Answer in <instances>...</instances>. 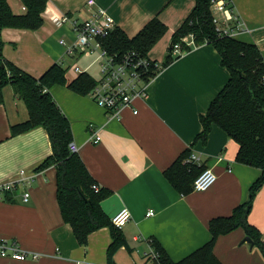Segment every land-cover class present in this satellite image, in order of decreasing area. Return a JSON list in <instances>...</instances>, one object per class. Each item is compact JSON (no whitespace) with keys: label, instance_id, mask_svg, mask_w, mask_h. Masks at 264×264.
Returning <instances> with one entry per match:
<instances>
[{"label":"crops","instance_id":"crops-1","mask_svg":"<svg viewBox=\"0 0 264 264\" xmlns=\"http://www.w3.org/2000/svg\"><path fill=\"white\" fill-rule=\"evenodd\" d=\"M49 0L43 12L44 24L37 30L6 27L2 30L3 55L23 70L40 77L52 64L60 62L72 81L91 71L97 55L69 54L67 45L75 39L71 18L84 20L98 7L105 8L117 27L129 37L136 36L153 18L167 26L165 35L148 53L164 63L169 55L173 33L195 6V0ZM12 10L22 14V0H9ZM230 15L212 7L221 29H235L233 38L255 43L264 57V0H231ZM69 18V19H68ZM65 40L67 45L60 43ZM88 70V71H87ZM82 72V73H83ZM100 73V71H99ZM230 78L218 50L209 43L193 45L164 66L150 83L145 98L124 108L120 118L100 106L90 94L56 84L50 92L71 123L73 141L96 183L111 190L102 207L112 218L127 207L131 219L122 227L128 246L121 247L108 260L112 242L109 227L89 236L81 245L70 224L61 215L57 198V169L37 168L52 153L48 131L36 127L13 136L12 124L28 119L29 111L12 86L3 90L0 104V185L16 180L21 170L32 174L29 184L0 190V236L16 240L23 250L39 253L38 259L15 260L0 255V264H157L147 256L153 241L179 261L207 243L209 222L232 214L248 201L253 183L261 176L258 167L236 160L239 144L221 127L213 125L206 142L197 139L203 127L201 114ZM98 79H96L97 81ZM90 92V91H89ZM98 132L101 140L91 141ZM187 148L200 160L198 165L212 169L215 184L206 191L184 194L165 176ZM29 191L25 201L23 194ZM149 210L154 215L147 216ZM248 221L259 228L264 240V184L253 200ZM243 227L220 235L214 252L222 264H264L262 251L246 241Z\"/></svg>","mask_w":264,"mask_h":264},{"label":"trees","instance_id":"trees-1","mask_svg":"<svg viewBox=\"0 0 264 264\" xmlns=\"http://www.w3.org/2000/svg\"><path fill=\"white\" fill-rule=\"evenodd\" d=\"M49 0H22L26 12L19 14L12 10L9 0H0V104L4 102L3 90L12 86L15 94L22 99L29 111L27 120L12 124L13 136L36 127L48 131L52 153L37 170L54 165L57 169V198L64 221L71 225L81 245H87L89 236L109 227L112 242L108 249V260L114 263L116 252L128 241L122 228L116 227L112 218L102 207V201L109 197L111 190L100 188L79 152H71L73 141L71 123L62 112L50 88L56 84H67L73 90L88 94L96 85L89 73H80L68 81L65 68L60 62L52 64L40 77L23 70L3 55L2 30L6 27L37 30L44 24L43 12ZM231 2V0H230ZM213 0H195V6L182 25L173 33L170 51L183 37L192 35L196 45L212 44L220 53L222 64L230 71V78L211 102L206 113L201 114L202 131L196 137L206 142L213 127L224 129L238 144L236 160L258 167L261 176L253 183L248 201L236 206L232 214L218 216L209 222L210 240L185 258L174 261L157 241H153L157 264H222L214 252L217 238L238 227H243L264 254L262 232L248 221L256 193L264 184V57L255 43L240 41L217 30L212 11ZM167 32L166 24L158 17L153 18L134 37H129L116 27L102 38L106 48L116 54L137 51L145 56ZM169 55L164 66L174 59ZM192 149L183 151L175 162L165 170V176L182 193L193 190L195 179L205 170L204 166L188 162Z\"/></svg>","mask_w":264,"mask_h":264},{"label":"built area","instance_id":"built-area-1","mask_svg":"<svg viewBox=\"0 0 264 264\" xmlns=\"http://www.w3.org/2000/svg\"><path fill=\"white\" fill-rule=\"evenodd\" d=\"M88 5L94 7L95 0H88ZM230 0H213V7L220 12H225L231 19L237 20L236 16L230 15L232 8ZM69 19V18H68ZM75 39L71 44H66L65 40L60 43L67 45L69 54L75 52L94 53L97 55L99 62L100 78L96 85L90 90V96L102 107H104L112 117L120 118L121 111L124 108H132L134 113L138 111L133 108L135 99L145 98L150 83L157 77L163 69L164 64L155 60L149 55H141L137 51H129L123 54L110 52L102 42V38L109 36L117 27L113 16L102 7H98L90 15V17L80 21L70 19ZM214 23L217 30L223 35L233 36L235 29H221L217 26L218 20L214 17ZM238 28H242V23L237 20ZM195 45L192 35L182 38L180 42L175 43L170 51L172 57L187 52ZM77 73H82L83 70L75 67ZM91 141L98 143L101 140V135L95 132L90 137ZM71 152H79V146L72 141L69 145ZM200 158L191 154L187 159L188 162L198 164ZM32 174H28L26 170H21L20 177L16 180L0 185V190H10L18 186H26L30 183ZM217 181V175L212 169L206 168L194 181V191H206L211 188ZM96 191H99L101 186L98 183L93 185ZM25 201L30 198L29 191L23 194ZM154 210H149L147 216L154 215ZM130 210L125 207L112 217L113 224L122 228L131 219ZM0 255L10 257L15 260L38 259L41 255L36 252L23 250L16 240H7L0 236ZM152 259L158 258V254L154 249L147 254Z\"/></svg>","mask_w":264,"mask_h":264},{"label":"rangeland","instance_id":"rangeland-1","mask_svg":"<svg viewBox=\"0 0 264 264\" xmlns=\"http://www.w3.org/2000/svg\"><path fill=\"white\" fill-rule=\"evenodd\" d=\"M87 71H88V70H87ZM92 71H93V76H94L96 79H99V78H100V73H99V65H98V63H95V64H94ZM88 72L90 73L91 71H88ZM91 73H92V72H91ZM23 187H24V186H23Z\"/></svg>","mask_w":264,"mask_h":264},{"label":"water","instance_id":"water-1","mask_svg":"<svg viewBox=\"0 0 264 264\" xmlns=\"http://www.w3.org/2000/svg\"><path fill=\"white\" fill-rule=\"evenodd\" d=\"M246 241H248L249 243H253V241H252V239L250 238V237H246V239H245Z\"/></svg>","mask_w":264,"mask_h":264}]
</instances>
